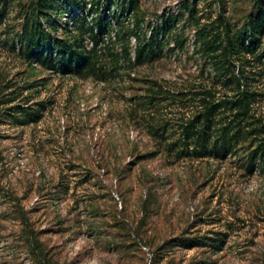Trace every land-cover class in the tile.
Masks as SVG:
<instances>
[{
    "label": "rangeland",
    "instance_id": "1",
    "mask_svg": "<svg viewBox=\"0 0 264 264\" xmlns=\"http://www.w3.org/2000/svg\"><path fill=\"white\" fill-rule=\"evenodd\" d=\"M32 1L0 0V264H32L10 208L17 201L41 244L35 264H264V173L245 163L253 147L216 158L167 146L201 111L203 92H227L199 48L198 28L216 34L223 30L220 17L236 35L264 0H188L194 18L183 0L47 3L39 15L43 53H58L56 39L85 49L97 43L101 53L91 76L62 75L25 59ZM136 18L137 37L131 31ZM150 37L162 39L161 52L135 64L137 43ZM122 43H129L127 56ZM245 58L235 67L256 91L252 114L264 125V72L253 55ZM33 80L36 86L22 88ZM15 90L21 93L6 102ZM26 95L45 108L37 122L19 125L7 107ZM148 124L160 127L158 135ZM138 153L153 155L137 159ZM148 190L154 200L146 230L138 232ZM179 234L223 242L218 250L178 249L154 261L150 239Z\"/></svg>",
    "mask_w": 264,
    "mask_h": 264
},
{
    "label": "trees",
    "instance_id": "2",
    "mask_svg": "<svg viewBox=\"0 0 264 264\" xmlns=\"http://www.w3.org/2000/svg\"><path fill=\"white\" fill-rule=\"evenodd\" d=\"M53 0H34L26 9V22L29 28L26 32V41L24 48L25 59L33 63L38 61L42 66L58 71L62 75L74 74L79 76L97 75V63L100 57V51L96 49V44L88 49L83 48L81 43H67L63 39H56L52 44L58 50L56 55L51 53H43L42 47L44 43H40L44 39L45 33L40 27L39 15L45 5ZM263 2V1H262ZM181 3L185 6L188 16L194 18L195 7L194 2L183 0ZM256 6H258L256 2ZM131 7H133L131 5ZM30 19V22L28 21ZM219 22L223 26L222 31L216 34H210L203 25L198 28L199 48L205 57L210 58L213 66L218 70V84L227 92L215 97V93L209 91L203 92L201 97L202 109L199 113L186 124L180 125V134L178 139L167 143L171 150L183 153V148H191V153L197 154V157L213 156L223 158L228 154H235L239 148L245 144L252 146L246 155V164L249 171L258 170L264 173V125L258 124L252 114V105L256 102V91L249 89L245 82L246 76L243 74L244 69L235 67L234 61H247L246 54H251L255 60L261 65L264 72V43H260L264 35V3L259 7L258 14L250 16L246 26L236 31L233 35L230 26L225 19L219 17ZM140 19L136 18L131 31L137 37L136 31L140 30ZM194 24H197L194 19ZM101 25L100 23L97 24ZM157 30V28H155ZM223 32V34H221ZM156 38V31L151 36ZM147 43H137L135 48V64H143L152 61L162 50L164 43L158 39H151ZM139 38V37H138ZM239 40V43L237 41ZM249 43H246V42ZM157 42V43H154ZM251 42V43H250ZM129 43H122V53L124 56L129 55ZM177 47H181L183 43H174ZM241 64V63H240ZM36 80L26 81L22 86L27 90L37 85ZM6 102H11L17 96L16 90L11 92ZM19 95V94H18ZM30 96V95H29ZM28 95L22 97V102L17 105L8 106L7 109L12 113L9 115L19 125H28L37 122L42 117V111L45 108L43 101L30 103ZM148 129L152 134L158 135L160 127L148 124ZM161 136V135H160ZM165 141V140H164ZM180 145L181 149L176 148ZM173 150V151H174ZM153 153H138L137 159H144L152 156ZM153 191L148 190L141 201L143 208V216L141 217L136 230L145 232L147 227L148 210L154 200ZM10 208L17 213L15 219L20 222L22 229L20 231V240L30 255L32 264L39 262L41 256V244L37 237V233L30 227L29 217L20 202L17 201L10 205ZM215 245V238L208 235H182L164 237L159 241H153L154 261L164 258L165 254H169L175 250H186L192 248L214 247L218 250L223 240ZM174 259L169 258L168 262L173 263ZM196 264H207L205 261Z\"/></svg>",
    "mask_w": 264,
    "mask_h": 264
}]
</instances>
